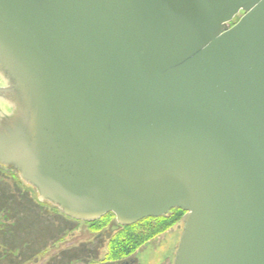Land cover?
<instances>
[{"label": "water", "instance_id": "95a60500", "mask_svg": "<svg viewBox=\"0 0 264 264\" xmlns=\"http://www.w3.org/2000/svg\"><path fill=\"white\" fill-rule=\"evenodd\" d=\"M0 166L77 222L184 212L172 264H264V0H0Z\"/></svg>", "mask_w": 264, "mask_h": 264}, {"label": "rangeland", "instance_id": "374dc122", "mask_svg": "<svg viewBox=\"0 0 264 264\" xmlns=\"http://www.w3.org/2000/svg\"><path fill=\"white\" fill-rule=\"evenodd\" d=\"M27 187L12 169L0 167V264L106 263L107 243L117 230L115 221L101 233L92 234L83 223L38 201L36 192ZM181 232L182 219L132 257L137 254L142 264L150 259L159 264L163 257L157 259L156 255L172 254Z\"/></svg>", "mask_w": 264, "mask_h": 264}, {"label": "trees", "instance_id": "16d2710c", "mask_svg": "<svg viewBox=\"0 0 264 264\" xmlns=\"http://www.w3.org/2000/svg\"><path fill=\"white\" fill-rule=\"evenodd\" d=\"M237 21L235 18L229 26H233ZM183 215L184 212L173 209L163 217L143 219L126 227L117 226L107 243L104 261L114 262L130 257L150 240L180 223ZM114 221L112 214H106L97 221L80 223H83L90 233L99 234Z\"/></svg>", "mask_w": 264, "mask_h": 264}, {"label": "flooded vegetation", "instance_id": "af4514ba", "mask_svg": "<svg viewBox=\"0 0 264 264\" xmlns=\"http://www.w3.org/2000/svg\"><path fill=\"white\" fill-rule=\"evenodd\" d=\"M241 16V14L238 16V18ZM1 167V166H0ZM2 168H5V167H2ZM6 169H9V168H6ZM24 186V185H23ZM28 185H26L25 184V188H28L27 187ZM24 190V189H23ZM25 191V190H24ZM40 203V202H39ZM41 203H45V202H41ZM74 221V220H73ZM118 226V225H117ZM120 227V226H119ZM175 250H176V247H175V249H174V251L172 252V254L170 253H167V254H163L162 252H161V255L160 254H158V255H156L157 257V259H159L161 256L163 257V261H160V263L159 264H166L167 262H168V264H172V262H173V258H174V254H175ZM156 251V250H155ZM135 253H137V252H135ZM134 255V254H133ZM160 255V256H159ZM161 257V258H162ZM156 260V259H155ZM154 263H156V261L154 262ZM100 264H142L139 260H138V256H137V254L134 256V257H132V255L130 256V257H128V258H125V259H122V260H120V261H118V262H106V263H100ZM146 264V263H145ZM147 264H152V259H150V260H148V262H147Z\"/></svg>", "mask_w": 264, "mask_h": 264}]
</instances>
